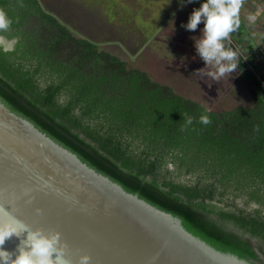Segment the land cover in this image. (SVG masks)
<instances>
[{"label": "trees", "instance_id": "1", "mask_svg": "<svg viewBox=\"0 0 264 264\" xmlns=\"http://www.w3.org/2000/svg\"><path fill=\"white\" fill-rule=\"evenodd\" d=\"M164 3L148 4L149 17ZM0 10L11 20L0 35L15 39L0 43V99L11 110L211 245L257 259L242 233L264 243V37L250 51L251 34L237 39L252 102L215 109L100 48L41 0H0ZM223 195L243 206L220 208Z\"/></svg>", "mask_w": 264, "mask_h": 264}, {"label": "water", "instance_id": "2", "mask_svg": "<svg viewBox=\"0 0 264 264\" xmlns=\"http://www.w3.org/2000/svg\"><path fill=\"white\" fill-rule=\"evenodd\" d=\"M0 209L29 230L59 232L69 264L84 254L89 264H260L193 234L1 99ZM27 231L2 247L15 254Z\"/></svg>", "mask_w": 264, "mask_h": 264}, {"label": "rangeland", "instance_id": "3", "mask_svg": "<svg viewBox=\"0 0 264 264\" xmlns=\"http://www.w3.org/2000/svg\"><path fill=\"white\" fill-rule=\"evenodd\" d=\"M41 1L73 30L99 42L100 48L131 66L144 69L154 80L171 85L177 92L205 106L228 109L252 102L239 69L220 80L199 75L198 69L204 67V62L196 54L194 40L199 39L203 23L195 31H187L181 26L187 22L192 9L199 7V0L184 6L178 0H161L165 2L164 11L157 17L154 14L153 18L149 17V6L148 10L146 6L155 5L158 0ZM242 2L239 12L244 23L240 20V27L230 35V40L236 43L235 39L244 34L249 39L251 34L254 42L249 39L246 47L250 51L254 49V43H261L259 39L264 37V17L261 22L257 19L250 22L248 17L252 8ZM104 29L109 32L100 34ZM262 44L264 47V40ZM235 49L241 52L239 46Z\"/></svg>", "mask_w": 264, "mask_h": 264}, {"label": "clouds", "instance_id": "4", "mask_svg": "<svg viewBox=\"0 0 264 264\" xmlns=\"http://www.w3.org/2000/svg\"><path fill=\"white\" fill-rule=\"evenodd\" d=\"M242 0H200L199 7L192 9L187 22L182 27L187 31L200 29L199 39L194 40L196 54L204 62L198 69L199 75L220 80L240 69L242 58L239 50L230 46V35L240 27L239 11ZM181 6L194 3V0H178ZM250 22L255 17L249 16ZM11 24L7 14L0 10V30H6ZM209 69V70H206ZM202 124L210 123L207 115L200 116ZM192 124V117L186 116L185 125ZM21 239L15 254L3 248L5 241L13 235ZM66 244L56 231L45 232L36 228L29 230L15 217L0 209V264H69L65 259ZM90 256H79L78 264H89Z\"/></svg>", "mask_w": 264, "mask_h": 264}, {"label": "flooded vegetation", "instance_id": "5", "mask_svg": "<svg viewBox=\"0 0 264 264\" xmlns=\"http://www.w3.org/2000/svg\"><path fill=\"white\" fill-rule=\"evenodd\" d=\"M243 4L246 3L247 5H250L252 10L250 11V16H253L255 17V19L259 20L261 22V18L264 17V0H248V1H243L242 2ZM242 16L239 12V17H240V20H242ZM14 38H7L6 36L4 35H0V43L3 45V49H10L13 45V42H14ZM236 40V43L235 42H232L230 40V46L233 47L235 49V46H243L244 44L239 42V40L235 39ZM238 41V42H237ZM241 54V53H240ZM245 57V56H244ZM227 196H222V199L225 198ZM226 202V206H224V204H219L218 206L224 210H230V211H236V207H242L243 204L241 202V200H239L238 198L236 199H224ZM231 202L234 203V205H229ZM213 203H216V202H213ZM229 203V204H228ZM255 206H257V204L255 203H252L250 202L247 206H246V210L249 212L252 208H255ZM217 210L219 208H216ZM235 230H239L240 228L238 226H235L234 228ZM242 235L244 237H249L250 238V241L255 245V252L257 253V259H253V260H256L258 263L260 264H264V255L262 253H260V251L257 249V246L258 245H263L264 247V243L261 242V240L259 238H256L254 236H250V234L248 232H245V233H242ZM260 253V255L262 257H260L258 254ZM247 259H252V258H247Z\"/></svg>", "mask_w": 264, "mask_h": 264}]
</instances>
